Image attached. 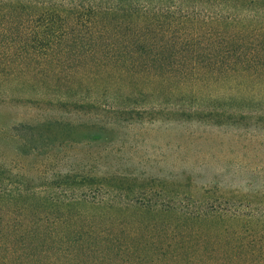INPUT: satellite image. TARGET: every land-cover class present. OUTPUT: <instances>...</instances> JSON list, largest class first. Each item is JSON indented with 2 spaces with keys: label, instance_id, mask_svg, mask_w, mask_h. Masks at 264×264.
Returning <instances> with one entry per match:
<instances>
[{
  "label": "rangeland",
  "instance_id": "1",
  "mask_svg": "<svg viewBox=\"0 0 264 264\" xmlns=\"http://www.w3.org/2000/svg\"><path fill=\"white\" fill-rule=\"evenodd\" d=\"M186 43L200 64L192 49L209 47ZM42 54L0 64V222L79 219L42 238L41 264H264V77H203L174 55L120 76V62ZM210 210L242 219H197ZM7 231L0 264H36L15 252L33 239Z\"/></svg>",
  "mask_w": 264,
  "mask_h": 264
},
{
  "label": "trees",
  "instance_id": "2",
  "mask_svg": "<svg viewBox=\"0 0 264 264\" xmlns=\"http://www.w3.org/2000/svg\"><path fill=\"white\" fill-rule=\"evenodd\" d=\"M202 18L207 20L206 25L210 24L208 28L202 25ZM204 29L205 41L201 43ZM181 31L185 37L178 35ZM198 41L209 48H191L194 56L203 58L200 64H191V58L183 54L190 47L184 50L179 45L187 42L195 47ZM41 49H51L52 54H42L44 61L50 62L70 56L120 62V76L129 75L140 65L144 74L151 75L153 67L161 69L174 55L187 64L188 70L194 69L203 77L218 73L241 79L264 77V0H0V64L16 57H36ZM157 62L159 67L154 66ZM35 197L41 204L58 207L53 208L57 212L65 211L66 203L62 206L52 198L44 201L38 194ZM84 201L95 206L90 199ZM27 211L21 210L24 217ZM33 211L30 224L11 226L0 222V233L8 237L9 230L12 237L26 235L33 239L27 242L21 237L20 253L15 252L41 264L40 256L47 253V246L43 245L46 240L42 238L48 233L61 237L68 227L77 230L75 223L79 219L76 217V222L63 230L52 227L68 224L66 218L61 219L65 215L55 220L44 209ZM4 216L0 213V219ZM199 218L236 222L242 219L240 214L219 210L200 212ZM56 243L57 256L71 255L68 241L60 238ZM31 250L33 254H25ZM105 257L100 259L106 261ZM210 263L219 264L213 259Z\"/></svg>",
  "mask_w": 264,
  "mask_h": 264
}]
</instances>
